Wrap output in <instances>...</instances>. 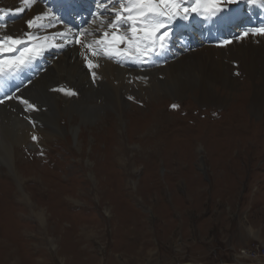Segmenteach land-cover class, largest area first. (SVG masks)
Returning a JSON list of instances; mask_svg holds the SVG:
<instances>
[{"label": "rangeland", "instance_id": "rangeland-1", "mask_svg": "<svg viewBox=\"0 0 264 264\" xmlns=\"http://www.w3.org/2000/svg\"><path fill=\"white\" fill-rule=\"evenodd\" d=\"M110 11L100 14L111 19ZM8 82L5 92L15 93ZM252 82L251 90L260 93L257 112L253 97L222 90L216 92L219 101L208 104L198 94L165 98L160 106L139 93L126 94L128 138L120 145L125 158L116 157L112 139L93 143L91 138L82 142L86 153L80 156L69 128L59 144L31 139L32 145L17 146L25 192L36 209L48 212L49 224L42 227L30 208L12 197L18 188L0 163V264L16 259L18 264H264V81L255 79L259 87ZM24 89L19 95L29 99ZM150 107L155 110L147 116ZM159 107L168 118L161 119L156 155L150 149L157 138L143 136L141 128L151 126ZM242 113L250 120L246 132L230 121ZM73 115L72 124L78 123ZM42 182L54 191L46 198L40 195Z\"/></svg>", "mask_w": 264, "mask_h": 264}, {"label": "bare ground", "instance_id": "bare-ground-1", "mask_svg": "<svg viewBox=\"0 0 264 264\" xmlns=\"http://www.w3.org/2000/svg\"><path fill=\"white\" fill-rule=\"evenodd\" d=\"M83 1L89 8L87 12L81 14L87 20L83 29H88L92 33L88 37L91 39L96 34L93 29L100 24L101 19H105L100 13L105 11L107 16H110V5L116 0H75L74 3L72 0H35V2L29 0L27 3L25 0H0L3 18L10 15L6 9L15 8L16 12L22 15L19 20L7 19L10 25L3 29L7 34L19 36L25 40L21 48L34 42L29 38L30 36H42L43 39L46 37L49 40L45 46L43 44L45 50L35 60L37 61L34 63L35 74L31 71L32 61L27 66L26 74L22 78L26 79L31 76V81L27 83L29 86L25 87L23 93L31 102L37 104L39 110L27 112L22 103L15 102L18 101L16 99L0 105V163L12 175L16 184L13 187L18 188L13 190L12 197L17 198L18 201L21 200L20 204L24 202L30 208V213L36 215L40 225L44 228H47L49 224L48 212L44 208L36 209L34 207L35 202L25 192L16 165V148L22 143H34L31 141L32 132L42 136L39 138V143L57 141L59 144V140L63 142L67 139L63 136L71 129L75 134L74 138H76L78 149H81L82 142L89 141V138L93 143L103 140L110 142L112 139L116 157L125 158L127 150L120 145L127 143L128 138L127 131L123 129V123H127V117H129L123 109L127 104L126 94L139 93L148 98L153 105L160 106L166 100L165 98H181L186 93L188 95L198 94L201 102L208 104L211 101H219L215 98L217 97L216 92L222 90L230 96L237 95L244 99L248 96L250 99L253 97L251 101L256 112L261 107L260 93L256 90L253 91L254 89L251 90V88L252 81H254V86L259 87L255 83V79L264 81V36H250L235 40L234 31L237 30L240 34L245 29L264 25V6H253L246 0H238L237 3L227 5L224 11L212 18L205 19L199 14L192 13L187 20L177 19L172 25L173 32L168 42V48L172 45L170 52L167 49L163 55L154 58V61L148 64H136L132 61L118 63L116 60L101 58L99 60L100 68L97 69L98 78L93 82L82 58L80 46L71 42L73 39L66 40L70 34L72 35L70 38H73L75 33L81 30L74 27V24L78 26L84 18H76V14L72 18L70 14H73V10L76 12L79 9L77 8L78 3ZM190 3L191 0H184V6H189ZM27 4L30 5L27 6ZM50 5L59 8L58 17L52 15L54 12ZM73 5H77L76 10L72 9ZM37 16L40 17L39 20H36L34 26L29 28L26 21ZM93 16H95V23H93L94 19H90ZM10 17L12 19L11 15ZM64 19L71 20V26L65 24ZM185 31H190V35H186ZM49 32L52 34L48 36L46 33ZM225 39H232L233 43L220 46L219 41ZM14 55H19V53ZM240 75L245 80L238 88L237 82ZM141 76L147 77V83L137 79ZM8 81L7 79L6 86L9 85ZM12 83H14L13 91L17 96H20L19 91L16 90L18 84L13 81ZM58 87L74 89L78 94L77 96H67L59 91H54ZM6 94L12 95L10 92H6ZM161 94L165 96L155 97ZM159 108L152 112L155 115L151 126L148 128L146 125L141 128L143 136L157 138L154 141L155 146L150 149L156 155H159L157 143L161 140L159 126L162 120L167 117L166 112L161 107ZM153 110L155 108L150 107L146 111L147 116ZM109 112L111 114H108ZM73 113H77L78 123L72 124ZM130 116L135 115L130 114ZM28 117H33L36 122L38 120L41 123L36 124L34 129L33 125L27 121ZM62 119L65 120V124L62 123ZM93 120H98L96 126H88L83 129L80 125ZM230 121L233 125L236 124L235 126H238L242 132H246L244 128L250 124L249 118H246L243 113L239 117H231ZM199 150L201 151V149ZM83 153L86 152L81 149L80 156H83ZM92 153L90 151L89 155ZM42 187L40 188L42 198H46L50 192H54L49 188L46 189L43 182ZM15 207L18 209L16 203ZM50 241L54 247L58 248L53 239ZM244 254L248 255L246 251ZM12 264H18L17 259Z\"/></svg>", "mask_w": 264, "mask_h": 264}, {"label": "snow or ice", "instance_id": "snow-or-ice-1", "mask_svg": "<svg viewBox=\"0 0 264 264\" xmlns=\"http://www.w3.org/2000/svg\"><path fill=\"white\" fill-rule=\"evenodd\" d=\"M25 2L27 3L29 0H25ZM237 2L238 0H191L189 6H184V0H116L119 7L111 8L112 18L101 19L100 24L93 29L96 34L91 39L88 37L92 33L88 29H81L75 33L71 42L80 46L85 66L95 82L98 78L97 69L100 68L99 60L101 58L116 60L118 63L122 61H132L136 64L151 63L154 58L167 51L174 21L177 19L187 20L192 13L199 14L205 19L212 18L224 11L227 5ZM246 2L253 6H264V0H246ZM39 18L37 16L27 20L28 27L32 28ZM93 23H95V19ZM250 36H264V25L245 29L234 39L241 40ZM29 38L39 41L38 37L30 36ZM24 43L25 40L19 36L7 35L0 38V76L12 74L28 66L43 53L45 50L43 43H47V38L45 37L43 43L33 42L27 47L21 48ZM231 43H233L232 39L219 41L220 46H227ZM17 52L19 55H14ZM236 74L239 75V73ZM137 79L147 83L146 76L137 77ZM54 91H59L67 96L78 94L74 89L64 87H58ZM12 99L22 103L27 112L39 110L36 103L17 96L15 93L0 97V105ZM172 107L179 106L173 104ZM28 119L35 127L36 122L31 117ZM31 139L36 141L39 138L36 134H32Z\"/></svg>", "mask_w": 264, "mask_h": 264}]
</instances>
